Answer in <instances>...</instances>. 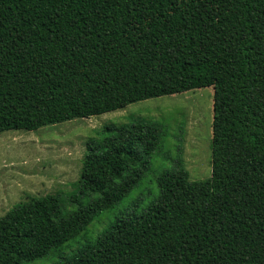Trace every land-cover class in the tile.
I'll return each instance as SVG.
<instances>
[{
    "label": "trees",
    "instance_id": "16d2710c",
    "mask_svg": "<svg viewBox=\"0 0 264 264\" xmlns=\"http://www.w3.org/2000/svg\"><path fill=\"white\" fill-rule=\"evenodd\" d=\"M209 86L211 176L190 180L178 145L150 203L55 264H264V0H0V132ZM167 130L140 116L95 130L77 208L63 213L56 194L15 204L0 217V264L44 258L113 209Z\"/></svg>",
    "mask_w": 264,
    "mask_h": 264
},
{
    "label": "rangeland",
    "instance_id": "374dc122",
    "mask_svg": "<svg viewBox=\"0 0 264 264\" xmlns=\"http://www.w3.org/2000/svg\"><path fill=\"white\" fill-rule=\"evenodd\" d=\"M151 117L167 128L165 144L151 161V170L113 209L99 213L87 228L58 250L26 264H55L88 241H93L118 214L140 211L158 194V174L171 168V160L181 157L190 180L211 176L213 87L161 96L129 104L124 109L84 119L48 125L36 131L0 132V217L29 197L58 195L62 212L75 210L70 197L78 195L76 181L87 138L108 123L128 122L132 117ZM180 138V140H179ZM138 207H134L136 202ZM81 203H86L82 199Z\"/></svg>",
    "mask_w": 264,
    "mask_h": 264
}]
</instances>
